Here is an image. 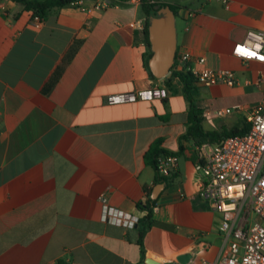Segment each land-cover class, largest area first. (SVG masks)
I'll use <instances>...</instances> for the list:
<instances>
[{
  "label": "crops",
  "instance_id": "1",
  "mask_svg": "<svg viewBox=\"0 0 264 264\" xmlns=\"http://www.w3.org/2000/svg\"><path fill=\"white\" fill-rule=\"evenodd\" d=\"M168 1L178 17L176 58L188 54L195 71L235 74L233 85L196 83L204 128L239 124L243 112L222 118L208 112L262 97L264 63L242 60L232 48L247 30L264 32V0ZM141 2L80 0L50 9L35 27L30 11L0 0V264H148L146 258L181 264L176 258L185 253V264H214L227 252L220 215L199 194L191 140H182L176 176L155 198L144 256L136 225L101 219L102 197L144 216L137 203L155 186L144 154L157 139L178 151L187 129L179 82L166 87L144 66L146 47L135 25L145 20ZM156 86H165L167 96L107 101Z\"/></svg>",
  "mask_w": 264,
  "mask_h": 264
},
{
  "label": "built area",
  "instance_id": "2",
  "mask_svg": "<svg viewBox=\"0 0 264 264\" xmlns=\"http://www.w3.org/2000/svg\"><path fill=\"white\" fill-rule=\"evenodd\" d=\"M193 13L191 11L189 15ZM32 24L39 27L42 18L33 17ZM135 25L143 29L144 21H137ZM232 54L245 61L264 63V32L247 30L244 39L233 45ZM188 58V54L180 55L174 60V67L176 70H189L196 77V83H235L232 70L203 68L195 71L187 65ZM165 96L166 87L156 86L137 93L111 94L107 101L115 104ZM235 111L244 113L243 121L249 125L246 132L219 142H203L195 147L194 167L201 175L199 194L220 215L223 239L227 244V252L214 264H264V93L252 105L216 108L208 114L222 118ZM177 164L178 156H161L158 171L166 176ZM101 203L103 221L127 228L137 224L138 216L108 205L104 197ZM152 209L156 210L157 206Z\"/></svg>",
  "mask_w": 264,
  "mask_h": 264
},
{
  "label": "trees",
  "instance_id": "3",
  "mask_svg": "<svg viewBox=\"0 0 264 264\" xmlns=\"http://www.w3.org/2000/svg\"><path fill=\"white\" fill-rule=\"evenodd\" d=\"M18 3L22 9L30 11L32 17L38 16L43 18L45 14L52 8H60L66 6H78L80 0H12ZM169 5V7L174 11L175 15L176 4L168 0H142L141 9L145 15L144 25L142 29V41L146 47V51L143 54V63L149 75L156 79L148 68V58L151 54L148 42V32H147V21L151 16L157 14V10L160 7ZM176 59V54H175ZM175 61L170 69V73L162 78L166 87H171L172 80L176 79L180 84V89L188 101V110H187V129L186 132L180 136L179 149L176 152L167 150L161 146V139H157L144 154L145 162L154 169V185L164 184L165 186L171 185L173 178L176 176L177 167L172 168L169 171V174L166 176L160 175L158 171V162L159 158L164 155H176L178 156L183 151L182 140H191L193 145L199 146L203 142H219L222 139L234 135L242 134L247 131L249 125L244 121L239 124H235L231 127H223L219 130H208L203 126V116L202 110L197 106V85L196 77L186 69L176 70ZM196 157H192L193 162L196 161ZM157 199L151 198V188L146 190V197L137 203L138 209L145 212L144 216L139 218L136 226L138 227V237L137 244L139 246V251L141 256H144V246L143 238L146 231L156 224L155 219L153 218V209L152 207L156 204Z\"/></svg>",
  "mask_w": 264,
  "mask_h": 264
},
{
  "label": "water",
  "instance_id": "4",
  "mask_svg": "<svg viewBox=\"0 0 264 264\" xmlns=\"http://www.w3.org/2000/svg\"><path fill=\"white\" fill-rule=\"evenodd\" d=\"M176 15L169 5L160 7L155 16H151L147 21L148 42L150 56L147 64L152 75L157 79H162L170 73V69L175 60L176 53ZM163 184H156L151 193L155 199L158 196ZM190 258L189 253L178 255L176 260L181 264L187 263ZM148 264H158L157 261L146 258ZM170 264V263H167Z\"/></svg>",
  "mask_w": 264,
  "mask_h": 264
},
{
  "label": "rangeland",
  "instance_id": "5",
  "mask_svg": "<svg viewBox=\"0 0 264 264\" xmlns=\"http://www.w3.org/2000/svg\"><path fill=\"white\" fill-rule=\"evenodd\" d=\"M177 16V15H176ZM177 18V20H178V17H176Z\"/></svg>",
  "mask_w": 264,
  "mask_h": 264
}]
</instances>
